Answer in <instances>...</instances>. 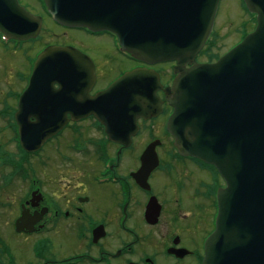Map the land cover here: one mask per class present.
<instances>
[{
	"label": "water",
	"instance_id": "obj_1",
	"mask_svg": "<svg viewBox=\"0 0 264 264\" xmlns=\"http://www.w3.org/2000/svg\"><path fill=\"white\" fill-rule=\"evenodd\" d=\"M43 1L61 26L113 33L124 51L147 64L176 61L167 131L181 155L213 165L225 183L217 190L204 264H264V0H243L256 14L255 29L212 64H198L195 56L211 33L220 0ZM40 23L18 0H0V31L8 37H35ZM93 81L86 55L72 47L46 48L15 116L23 147L37 149L64 127L67 114L72 120L94 115L113 139L121 135L117 128L132 127L138 115L160 111L153 71L135 70L91 97ZM26 103L37 105L30 108L34 122L22 114ZM33 223L22 213L15 229L32 231Z\"/></svg>",
	"mask_w": 264,
	"mask_h": 264
},
{
	"label": "flooded vegetation",
	"instance_id": "obj_2",
	"mask_svg": "<svg viewBox=\"0 0 264 264\" xmlns=\"http://www.w3.org/2000/svg\"><path fill=\"white\" fill-rule=\"evenodd\" d=\"M32 1L34 15L42 16L40 34L25 42L5 39V46L0 42L6 53H18L24 60L19 63L10 57L17 64L12 77L21 85L14 95L3 99L0 109V121L5 125L0 133V166L10 167L25 188L16 192L11 237L27 243L30 239V245L18 255L0 234V264H203L221 180L212 166L181 156L166 130L173 112L166 90L175 78V62L146 65L121 51L111 34L82 32L87 41L75 44L92 50L78 48L93 62L90 95L126 72L153 69L161 84L155 93L160 111L153 117L150 112L138 115L132 127L117 128L121 135L113 139L93 115L71 121L68 114L67 125L37 150L25 151L19 145L15 116L35 59L24 54L36 51L33 54L37 55L51 45L41 40L49 17L43 15L40 0ZM198 57L199 63L212 62ZM5 77L3 74L0 81ZM141 105L149 109L147 100ZM35 106L22 105V114L31 121L36 111L30 108ZM152 144L154 153L143 160ZM45 164H51V192L37 170ZM23 208L34 216L30 234L14 232Z\"/></svg>",
	"mask_w": 264,
	"mask_h": 264
},
{
	"label": "rangeland",
	"instance_id": "obj_3",
	"mask_svg": "<svg viewBox=\"0 0 264 264\" xmlns=\"http://www.w3.org/2000/svg\"><path fill=\"white\" fill-rule=\"evenodd\" d=\"M18 1L23 7H25V9L35 14L34 12H36V5L32 0ZM215 18L216 19L214 22L213 30L210 34L209 40L207 41L205 48L203 49V53H201V55L199 56L201 60L216 59L218 56L229 50L233 45L240 41V36L244 34L245 29L246 32H249L254 25V16H251L245 11L241 0H220L217 9V16ZM46 21L47 28L42 33L41 40L45 42H51L52 40L62 41L56 42L54 44H57L59 46H74L84 51H92L84 49H88L87 45L80 46V44H75V42L82 43L80 42L82 40L87 41V37H85L80 31L71 30L65 32L52 20L51 22L48 19ZM244 24L246 25L245 27ZM94 41L98 44H101V42L97 40ZM95 42L93 43L95 44ZM37 43L38 42L32 43L31 45L35 46ZM33 52L29 53V51H27L24 56L28 57L30 55L29 58H33L35 55L33 54ZM10 57L17 59L19 63H24V60L20 57L18 53L13 56L12 53H6L3 49L0 48V77L3 74L4 77L6 76L3 81H0V109L3 107L4 104L3 99L5 97L7 99L8 96L14 95L15 92L19 91V87L21 85L20 82L19 84H17L18 81H16L14 77H12V72L17 69V64L14 63L13 58ZM8 87L10 88L8 89ZM3 128H5V125L3 122L0 121V133ZM10 145L11 143H9L7 147L9 148ZM50 165L48 166L47 164H45L43 166L37 167V170H39V175H41L43 179L45 178V189L51 192ZM13 175L17 174L10 167L0 166V234L4 238V240L9 244V246H12L14 252H17V254L19 255V250L24 251L26 247L29 248L30 239L27 243L25 239H14L13 237H11V220L17 213V209L15 208V203L18 199L16 192L19 190V188H21L22 190L25 189L24 187L22 188L20 184H18L19 181H17V176ZM8 176H11L10 179H4V177Z\"/></svg>",
	"mask_w": 264,
	"mask_h": 264
}]
</instances>
